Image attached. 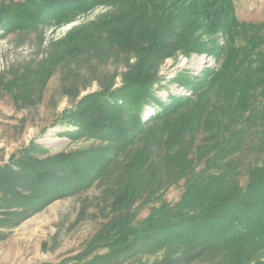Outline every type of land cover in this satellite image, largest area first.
<instances>
[{
	"label": "rangeland",
	"instance_id": "obj_1",
	"mask_svg": "<svg viewBox=\"0 0 264 264\" xmlns=\"http://www.w3.org/2000/svg\"><path fill=\"white\" fill-rule=\"evenodd\" d=\"M26 1L0 0V264H159L163 249L146 242L131 248L123 235L128 231L120 227H139L162 202L179 201L185 179L176 182L172 172L166 174L163 192L128 202L123 181L146 139L134 134L131 141L119 129L88 125H107L100 121L107 115L127 121L126 129L132 124L118 106L126 104L125 86L136 81L138 60L111 40L107 28L118 25L123 8L136 1L104 0L66 15L37 7L36 20L34 15L26 21L14 18ZM234 1L239 19L260 23L264 34V0ZM255 34L247 27L237 43ZM83 36L93 38L85 50L77 44ZM202 39L210 43L209 52L178 51L153 67L143 126L177 100L195 99L221 71L228 37L220 33ZM138 94L130 91L133 98ZM260 136L252 131L236 154L242 165L259 160L256 143L249 141ZM210 137L203 129L196 137L190 157L198 168L204 164L198 148ZM153 150L161 164V148L153 145ZM247 179L244 169L242 182ZM183 264L206 263L193 256Z\"/></svg>",
	"mask_w": 264,
	"mask_h": 264
},
{
	"label": "trees",
	"instance_id": "obj_2",
	"mask_svg": "<svg viewBox=\"0 0 264 264\" xmlns=\"http://www.w3.org/2000/svg\"><path fill=\"white\" fill-rule=\"evenodd\" d=\"M102 1L27 0L18 5L19 14L13 17L26 21L34 15L36 20L37 7L66 15ZM134 1L132 7L123 8L124 15L115 22L118 25L107 28L111 40L125 45L138 60L136 81L125 86L126 104L118 106L124 109L119 114L126 111L124 116L132 124L126 129L127 121L107 115L100 120L107 125L91 121L88 125L107 127L115 133L119 129V134L131 141L134 134L146 139L123 181L128 202L145 194L151 199L163 192L166 174L171 172L176 182L185 179V190L176 203L162 202L153 208L139 227L125 229L122 225L123 233L128 231V236L123 235L131 248L146 242L143 245L147 247L163 249L165 257L159 264H183L193 256L206 264H258L264 257V34L260 23L242 22L234 0ZM132 15L136 18L129 21ZM251 26L255 36L237 43L236 37ZM220 33L228 37V54L221 71L211 78L210 87L195 99L177 100L143 126L146 118L141 111L148 102L146 94L151 93L153 67L178 51L209 52L210 43L203 36ZM92 43L93 38L85 36L77 42L81 50ZM140 88L149 89L140 93ZM214 89L217 92H212ZM130 91L139 94L133 98ZM202 129L211 132V137L209 144L198 148V159H204L198 168L190 155ZM252 131L261 135L258 141H249L250 145L256 143L260 158L248 168L236 154ZM153 145L162 150L161 164L156 161ZM244 169L246 182H242Z\"/></svg>",
	"mask_w": 264,
	"mask_h": 264
}]
</instances>
